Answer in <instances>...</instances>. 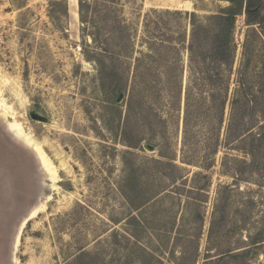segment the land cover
Listing matches in <instances>:
<instances>
[{
  "label": "rangeland",
  "instance_id": "obj_1",
  "mask_svg": "<svg viewBox=\"0 0 264 264\" xmlns=\"http://www.w3.org/2000/svg\"><path fill=\"white\" fill-rule=\"evenodd\" d=\"M239 1L220 68L231 0H0V264H264V0Z\"/></svg>",
  "mask_w": 264,
  "mask_h": 264
},
{
  "label": "trees",
  "instance_id": "obj_2",
  "mask_svg": "<svg viewBox=\"0 0 264 264\" xmlns=\"http://www.w3.org/2000/svg\"><path fill=\"white\" fill-rule=\"evenodd\" d=\"M244 4L243 2L239 0H231V6L223 9L220 11V13L216 16V25L217 29L214 34L213 38V45L212 48L206 53L201 55L200 62L208 61L212 59L213 61L217 62L218 67H229L233 62L235 61V39H234V30H235V23L236 18L242 14ZM212 49V50H211ZM189 52L191 54V60L194 61V53H195V42L193 41L189 46ZM200 74H203V76L207 75L206 79H208L210 82L215 83V79L217 77H220L221 79H224L226 77V82L229 81L227 79V76H223L222 73L219 75L213 74L212 71L209 69L203 70H197ZM196 71V72H197ZM231 71V70H230ZM205 80V79H204ZM203 80V81H204ZM238 85V88L235 89L234 93L230 95V85L228 82V86L226 85L225 93L222 95V118L221 122L222 125L224 123L225 115H226V107L229 102L230 104V117H229V125L227 129L226 135H232L234 129L237 127L238 122L240 121L242 124V128L240 130L239 138L246 135L251 130L247 129V124L244 123L242 116L243 112H245L246 106L250 107V104L252 105L254 102L249 101L250 95L246 92L245 84L242 82L241 78L240 81L236 82ZM214 86V84H213ZM243 88V89H242ZM242 89V91H241ZM114 93H120L122 92L121 88H118L117 86L114 87L113 90ZM244 92V100L242 101L240 94ZM215 94L212 95V98L214 100ZM214 102V101H213ZM216 103V102H215ZM185 143L188 144V139H190V130L192 129V126L188 123V120H185ZM189 136V137H188ZM234 136V135H233ZM186 146V145H185ZM186 160V159H184ZM84 254L79 255L77 260L74 261L75 264H84L83 262ZM73 263V264H74Z\"/></svg>",
  "mask_w": 264,
  "mask_h": 264
},
{
  "label": "water",
  "instance_id": "obj_3",
  "mask_svg": "<svg viewBox=\"0 0 264 264\" xmlns=\"http://www.w3.org/2000/svg\"><path fill=\"white\" fill-rule=\"evenodd\" d=\"M119 101L121 100V97L118 99ZM30 117L35 120V121H41V122H47L48 119L42 115L37 114L36 112L32 111L30 113Z\"/></svg>",
  "mask_w": 264,
  "mask_h": 264
}]
</instances>
